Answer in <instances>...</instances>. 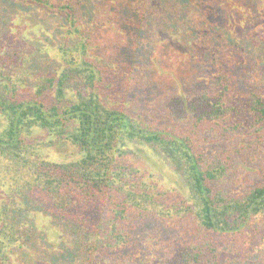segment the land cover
<instances>
[{"label":"trees","instance_id":"16d2710c","mask_svg":"<svg viewBox=\"0 0 264 264\" xmlns=\"http://www.w3.org/2000/svg\"><path fill=\"white\" fill-rule=\"evenodd\" d=\"M134 1L117 23L95 0H0V264L39 242L40 213L74 244L54 264L264 262V47L261 61L232 50L250 15L228 0ZM11 6L57 18L55 48L9 37ZM153 23L192 46L201 77L184 93L146 74ZM147 154L181 185L133 162Z\"/></svg>","mask_w":264,"mask_h":264},{"label":"rangeland","instance_id":"374dc122","mask_svg":"<svg viewBox=\"0 0 264 264\" xmlns=\"http://www.w3.org/2000/svg\"><path fill=\"white\" fill-rule=\"evenodd\" d=\"M211 1L212 8L219 7L217 0ZM95 4L97 12L102 17L117 23L126 16L128 7L137 6L134 0H95ZM227 4L226 7L229 9H237L250 15L247 21L240 20L235 23L237 34L232 45L235 57L241 58L246 54L249 59L254 55L256 61H261L259 54L264 47V0H228ZM32 11L11 6L8 19L5 20V32L9 37L24 43H40L54 49L60 37L62 27L60 21L57 18L39 21ZM147 36L152 44L144 50L151 52V57L145 56L144 60L146 74L156 82L155 86L161 90V93H184L183 90L189 82L201 77L198 66L187 59L191 57L192 46H189L185 34L179 32L177 26L172 23L163 25L153 23L149 25ZM52 53L54 54V51ZM3 123L4 118L0 114V126ZM218 147V144L209 146L210 149ZM73 151L72 147L53 148L51 153L57 160H64L71 158ZM133 162L152 174L154 182L161 185H181L179 177L155 156L147 154L146 158H133ZM34 218L37 220L35 222L39 223L37 226L41 229L42 238L31 250L12 253V264H54L53 258L56 253H66L74 246L70 238L68 239L66 230L51 217L40 213ZM256 263L264 264L260 255L256 257ZM58 264L79 263L59 261Z\"/></svg>","mask_w":264,"mask_h":264}]
</instances>
